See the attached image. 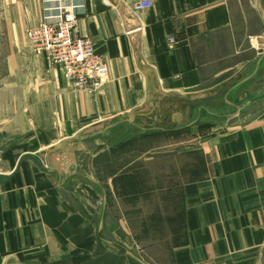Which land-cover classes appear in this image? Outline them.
Here are the masks:
<instances>
[{"label":"crops","instance_id":"crops-1","mask_svg":"<svg viewBox=\"0 0 264 264\" xmlns=\"http://www.w3.org/2000/svg\"><path fill=\"white\" fill-rule=\"evenodd\" d=\"M140 1L0 0V264H264V0ZM60 4L107 63L98 91L31 47ZM189 131L176 152L205 169L183 186L184 235L147 260L115 192L125 166H95Z\"/></svg>","mask_w":264,"mask_h":264},{"label":"rangeland","instance_id":"rangeland-1","mask_svg":"<svg viewBox=\"0 0 264 264\" xmlns=\"http://www.w3.org/2000/svg\"><path fill=\"white\" fill-rule=\"evenodd\" d=\"M211 125L205 132L212 131ZM154 142L157 150L152 153L156 155H144ZM195 143L196 137L190 131L144 136L126 143L122 153L109 154L97 161L95 174L101 180L125 166L126 169L114 181L115 192L123 199L121 208L127 228L147 260L182 241L185 229L183 186L205 168L195 151L183 156L176 151L191 150L196 147ZM112 206L118 207L114 203ZM96 264H108V261L101 258Z\"/></svg>","mask_w":264,"mask_h":264},{"label":"built area","instance_id":"built-area-1","mask_svg":"<svg viewBox=\"0 0 264 264\" xmlns=\"http://www.w3.org/2000/svg\"><path fill=\"white\" fill-rule=\"evenodd\" d=\"M151 0H142L136 12L152 7ZM51 20H46L28 30L27 36L36 54L45 55L50 64L60 67L66 79L77 89L98 91L107 75L108 66L96 53L91 38L78 37L79 20L75 7L60 4ZM171 51L178 45L174 34L168 36Z\"/></svg>","mask_w":264,"mask_h":264},{"label":"water","instance_id":"water-1","mask_svg":"<svg viewBox=\"0 0 264 264\" xmlns=\"http://www.w3.org/2000/svg\"><path fill=\"white\" fill-rule=\"evenodd\" d=\"M110 1L114 2V0H110Z\"/></svg>","mask_w":264,"mask_h":264}]
</instances>
